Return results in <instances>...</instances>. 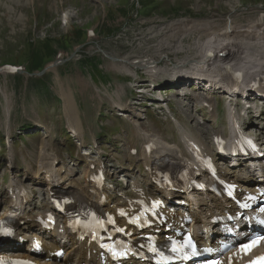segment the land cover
Here are the masks:
<instances>
[{
    "label": "rangeland",
    "instance_id": "rangeland-1",
    "mask_svg": "<svg viewBox=\"0 0 264 264\" xmlns=\"http://www.w3.org/2000/svg\"><path fill=\"white\" fill-rule=\"evenodd\" d=\"M262 13L264 0H0V67L6 63L21 67L17 73L0 72V137L9 131L5 145L10 149L13 161V166L8 167L6 147L0 145V169L2 167L9 175L21 176L29 182L38 163L36 156L46 142L48 150L59 155L64 163L80 156L77 150L74 153L67 150L70 137L60 134L65 117L63 103L56 98L65 90L72 92L73 96L68 98L75 101L84 126L93 127L97 134L100 133V147L106 150L109 158L116 155L113 147L119 148L120 152L126 151L130 144L128 133L135 124L146 128L149 133L169 139L174 135L176 138L170 127L171 113L189 117L188 122H197L207 130L209 113L198 104V100L189 101L186 95H182L183 90L177 88L165 89V99L158 102L148 95L133 92L123 98L124 102H129L125 108L117 110L113 107L103 93L112 92L118 82L126 80H123L122 72L114 69V61L106 58L102 51L113 53L122 63L129 61L127 68L136 57L138 61L140 57L156 58L160 62L157 76L162 73L168 76L171 65L190 57L197 58L199 50H205L210 40L221 39L222 35L198 38L188 31L174 36L175 27L190 23L225 25L232 19V27L244 31L249 25L247 20L254 23ZM235 19L237 22L233 21ZM170 32L173 34L169 37ZM263 40H242L245 46L240 51H245L242 54L246 55L240 53L239 56L248 71L251 70L248 61L264 64L261 62L264 61ZM34 60L40 62L38 67H32ZM41 68L44 71L38 74ZM140 76L147 79L142 74ZM157 76L154 83L161 81ZM210 84L206 83V90L214 87ZM128 85L130 87L132 83ZM206 90L202 87L196 93H205ZM97 93L103 97V105L97 100ZM209 96L221 99L222 108L229 102H237L236 98L221 93ZM179 101L184 106H180ZM169 102L173 107L170 113L166 109ZM5 105H10L8 116ZM257 113L258 106H255L250 118L256 119ZM26 123L32 125L31 130L26 131L21 126ZM104 134L108 139H102ZM72 170L68 168L69 172Z\"/></svg>",
    "mask_w": 264,
    "mask_h": 264
},
{
    "label": "bare ground",
    "instance_id": "bare-ground-1",
    "mask_svg": "<svg viewBox=\"0 0 264 264\" xmlns=\"http://www.w3.org/2000/svg\"><path fill=\"white\" fill-rule=\"evenodd\" d=\"M245 17H246V15H245ZM233 21L234 22H237L236 19L233 20ZM251 22L252 21L247 20V24H249V25H246L247 30L244 29V31H237V30H235V27L236 26H233L232 27V19H231L230 24L229 23L228 24L226 23L227 25L226 24L225 25H216V24H207V23H206L207 25L206 24L205 25H202V24L198 25V24H191L190 23V24H183V27L181 25H178L177 27H175L174 28V36L177 33H179L180 35H182L184 32H188V31H191L188 34H195V36H198V38H200L201 36L206 37V36H209V35H212V34L213 35H215V34H222V35H221V39H212V40H210L209 43L207 44V47H205V50L206 49H208V50L210 49L211 51H213L214 52V55H211L209 57L208 56H205L206 55V54H204L205 50L203 49V50H199V53H198L199 60L198 61L195 60L196 59L195 57H193V58L190 57L189 59L179 60L178 62H181V63H178V64L173 65L171 67L172 72H174V74L176 73L175 75L173 74V77L182 76V74H186L187 73L186 71H189L191 69L193 71L194 69H196V68L198 69V67L201 66V68L196 73V75H192L195 79L199 80L197 83L200 82V79H201V81H202V79H205V80H207V81H209L211 83L210 85L212 87L214 86L210 90L216 91V92H220V91H217V88L220 86V83L219 82H222V80H226L225 78H227V75H228L227 64H229V67L230 68H236L237 70L239 68L245 69L247 67L246 66V63L242 61L241 56H239L240 53L242 54V52H245V51H242V52L240 51V50H242L244 48L243 46H245L244 43L242 42V40L243 39L257 40L258 38L259 39L260 38L261 39H264V13H262V15L260 17H258L257 20H254V23H251ZM222 28H224L225 30L219 31ZM248 28H251V30L248 31ZM208 31H210V32H208ZM218 31L220 33H216ZM171 34H173V33L170 32L167 36L170 37ZM188 34L186 33V35H188ZM152 38H153V36H152ZM186 39L189 40L190 38L186 37ZM251 43H253V42H251ZM219 51H224L225 52L224 56L218 55V52ZM258 51H259V48H258ZM177 53H178V50H177ZM243 55L245 56L246 54L244 53V54H242V56ZM244 59H246V58L244 57ZM257 59H255V60H257ZM257 61H260V60H257ZM128 62L129 61H126L125 63H122V60L121 61H117V60L114 59L113 67H114V69L116 71L118 70V72H122V71L128 70V68H131L134 65L143 67L145 69V71H149L150 70V68L148 67V61L147 60H140V62L137 60V63L132 62V64L130 62L129 63L130 64L129 67L127 68V65L126 64ZM248 62H250L252 64V65L249 64V67H250V65L252 67H254V68H256V66H258V65H256L255 63H253L251 61H248ZM261 62L264 63V61H261ZM253 71H256V69H253ZM248 73H250V72H248ZM263 74H264V72H261L259 74L260 76H258V77H263L262 76ZM203 77H205V78H203ZM216 77L218 79H216ZM258 77H256V78H258ZM256 78H253V80L256 79ZM168 80L173 81L170 84L175 83V85H177V86L182 81L179 78H176V80H173V79H171V76L168 78ZM81 84H85V83L81 82ZM189 84H191V83H189ZM215 84H216L217 87H215ZM145 85H147V84H145ZM177 88H181L182 90H184V89H187L188 87L187 86H181V87L178 86ZM246 88H248V86ZM65 91L66 92H62V97L64 98V102H65V108H68V109H71L72 108L73 110H75L77 112V110L74 109V102H71V100L68 98V97H72L73 96L72 95V92H70L69 90H65ZM68 94H71V95L68 96ZM104 94H106L108 97H109V95H111L109 98H112V101L114 103V106L117 108V110L122 109V108H125L124 102H121L122 101V97L119 96L118 94L116 95L114 91L112 93H105L104 92ZM194 96L195 97L192 98V99H197V100H200L201 101V99L199 97L200 94H194ZM113 97L115 99H113ZM189 99H191V97H189ZM209 101L212 103L211 100H209ZM9 106L10 105H5L6 116H8L9 115V112H10ZM213 107H215L214 104H213L212 108ZM69 118H70V119H68L69 124H70V122L72 123V126H69V127L70 128H73V129H77L78 131H81L82 132V130H81V122L79 121V117L77 115H74V114L72 115V113H70ZM138 130L139 129H136V133L138 132ZM201 132L204 133V130L201 131ZM152 134L153 133L147 134V136H149L150 138H158V137H151V136H154ZM137 135H138V133H137ZM161 138H163V136H160V139ZM159 142H161V141H159ZM198 143L201 144V142H199V141H198ZM45 145L46 144H44L43 147L41 148L42 151L40 153L39 161L41 163L44 159H46L47 165L45 167H39L40 172H43L44 173V177L53 176L51 178L52 179L51 183H56L57 184L58 182H63V183H65V185H71V181H68V179L66 177H62V175L59 174L60 167L57 166V165H54V164H51L50 163L51 162L50 159L55 158L54 157L55 155L52 156L51 153H48L46 151ZM185 147H187V146H185ZM149 154H150L151 158H153V157L156 158L157 156H161V155H164L165 154L167 157H170L171 158V162L174 159V156L171 157V155H174V150L173 149H169L168 150L167 147H159L156 150H151L149 152ZM142 155H143V157H142L143 161L144 160L147 161L148 160V155L145 154L144 151H142ZM126 158L129 160V157L128 156ZM165 159H168V158H165ZM158 160H160V158H158ZM145 163H148V162H145ZM36 178H38V177H36ZM198 199L201 200V201H203V202L209 203V204H215V200L214 199H211L210 197H205V196L202 195L201 198H199V196H198ZM202 221L203 220H201L200 218H197V217L195 218V222L196 223L202 222ZM33 227H34L35 230H37V228H38L36 224H33ZM20 250L21 249H19V248H17L15 250V252H14V253H16L15 256H21V257H28L29 256V254H27L25 252H21Z\"/></svg>",
    "mask_w": 264,
    "mask_h": 264
},
{
    "label": "snow or ice",
    "instance_id": "snow-or-ice-1",
    "mask_svg": "<svg viewBox=\"0 0 264 264\" xmlns=\"http://www.w3.org/2000/svg\"><path fill=\"white\" fill-rule=\"evenodd\" d=\"M264 239V238H261ZM256 246V241H251L248 244H244L241 246V250L244 252L250 251L253 247ZM262 260H264V258H261ZM252 264H256V262H252Z\"/></svg>",
    "mask_w": 264,
    "mask_h": 264
},
{
    "label": "trees",
    "instance_id": "trees-1",
    "mask_svg": "<svg viewBox=\"0 0 264 264\" xmlns=\"http://www.w3.org/2000/svg\"><path fill=\"white\" fill-rule=\"evenodd\" d=\"M46 51H47V50H46ZM51 54L53 55V53H49V55H51ZM37 62H39V61H35V60L32 61V62H31L32 67H33V66H34V67H38V65L40 64V62H39L38 64H37ZM34 67H33V68H34ZM33 68H32V69H33Z\"/></svg>",
    "mask_w": 264,
    "mask_h": 264
}]
</instances>
